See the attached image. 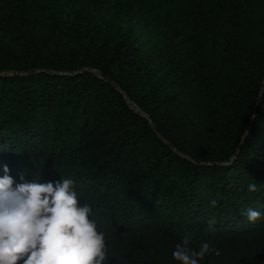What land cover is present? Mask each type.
Segmentation results:
<instances>
[{"label": "trees", "instance_id": "obj_1", "mask_svg": "<svg viewBox=\"0 0 264 264\" xmlns=\"http://www.w3.org/2000/svg\"><path fill=\"white\" fill-rule=\"evenodd\" d=\"M5 164L74 180L109 264H264V0H0Z\"/></svg>", "mask_w": 264, "mask_h": 264}, {"label": "clouds", "instance_id": "obj_2", "mask_svg": "<svg viewBox=\"0 0 264 264\" xmlns=\"http://www.w3.org/2000/svg\"><path fill=\"white\" fill-rule=\"evenodd\" d=\"M0 176V264H109L107 234L98 229L90 204L80 203L74 180L41 183L39 179L16 183L3 165ZM256 192L255 184L248 185ZM216 201H211L215 206ZM261 212L249 208L247 219L255 223ZM215 221H210V225ZM185 235L175 245L173 258L179 264H199L218 249L208 243L199 250L189 247ZM114 258V257H113Z\"/></svg>", "mask_w": 264, "mask_h": 264}]
</instances>
